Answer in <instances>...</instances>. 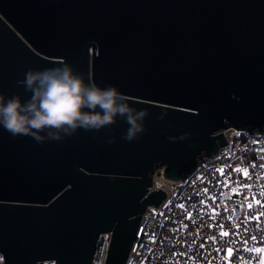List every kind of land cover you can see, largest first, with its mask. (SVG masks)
I'll return each instance as SVG.
<instances>
[{
	"label": "water",
	"instance_id": "1",
	"mask_svg": "<svg viewBox=\"0 0 264 264\" xmlns=\"http://www.w3.org/2000/svg\"><path fill=\"white\" fill-rule=\"evenodd\" d=\"M63 64L146 110V132L123 139L118 117L39 143L0 126V264H93L104 233V264H125L166 197L156 170L184 179L222 130L264 132V0H0V96L26 102L25 73Z\"/></svg>",
	"mask_w": 264,
	"mask_h": 264
},
{
	"label": "built area",
	"instance_id": "2",
	"mask_svg": "<svg viewBox=\"0 0 264 264\" xmlns=\"http://www.w3.org/2000/svg\"><path fill=\"white\" fill-rule=\"evenodd\" d=\"M225 130H230L224 135L226 143L215 155H202L186 178L170 180L163 169L153 173L148 191L161 190L166 197L158 208L147 206L142 213L125 264H238L239 257L248 264H258L260 254L251 249L264 247L259 239L264 216L259 222L253 217L264 208L255 204L253 197L264 202L260 194L264 189V168L260 167L264 165V132L248 133L232 127ZM236 168L246 169L248 176L234 171ZM218 169H223L224 175ZM250 202L252 209L247 207ZM221 231L229 235L222 236ZM153 233L155 242L149 240ZM213 236L215 241L209 239ZM251 236L258 239L252 240ZM246 240L248 251L244 250ZM98 242L93 264H104L110 233L101 234ZM228 248L233 249L231 257L227 256Z\"/></svg>",
	"mask_w": 264,
	"mask_h": 264
},
{
	"label": "clouds",
	"instance_id": "3",
	"mask_svg": "<svg viewBox=\"0 0 264 264\" xmlns=\"http://www.w3.org/2000/svg\"><path fill=\"white\" fill-rule=\"evenodd\" d=\"M18 83L32 93L29 100L22 102L19 95L0 96V126L13 137L30 135L39 143L61 141L78 129L100 131L118 117L129 125L123 139L131 142L146 132V110L131 107L128 97L114 85L101 88L85 83L83 75L69 64L30 69Z\"/></svg>",
	"mask_w": 264,
	"mask_h": 264
},
{
	"label": "snow or ice",
	"instance_id": "4",
	"mask_svg": "<svg viewBox=\"0 0 264 264\" xmlns=\"http://www.w3.org/2000/svg\"><path fill=\"white\" fill-rule=\"evenodd\" d=\"M252 167H256V165H252ZM260 167L264 168V165H260ZM217 171H219L221 175H224V170L223 169H218ZM234 171H236V172H241L242 171L245 176H248V172H247L246 169L236 168V169H234ZM245 187H250V186L245 185ZM204 192H207L206 188L204 189ZM260 194L262 196H264V189L261 190ZM209 199L214 201L213 197H209ZM253 202L255 204L260 205L262 208H264V202H261L260 200H257L255 198V196L253 197ZM201 203H204V202L201 201ZM179 207L183 208L184 206L183 205H179ZM247 207L249 209H252L253 208V203L252 202L248 203ZM213 211H215V208H213ZM262 216H264V211L260 212L258 215L254 216L253 218L256 219L259 222L260 221V217H262ZM188 218L191 219V214H189ZM247 218L248 217H245V219H247ZM184 227H186V225ZM220 227L222 228L223 226H220ZM261 230H262V235L259 237V239H260L261 242H264V225L261 226ZM220 235L228 236L229 233H228V231H221ZM154 236H155V234L153 233L152 236L149 237V240L152 241V242H155V240L153 239ZM209 239L215 241L216 237L213 236V237H210ZM250 239L257 240L258 237L257 236H251ZM140 247H143V245H140ZM244 250L245 251L249 250V248L247 247V240L245 241ZM251 250L254 251L257 254H260V259L258 261V264H264V247H253ZM232 255H233V249L232 248H228L227 256L231 257ZM141 264H142V262H141ZM238 264H248V261L244 257H239L238 258Z\"/></svg>",
	"mask_w": 264,
	"mask_h": 264
},
{
	"label": "bare ground",
	"instance_id": "5",
	"mask_svg": "<svg viewBox=\"0 0 264 264\" xmlns=\"http://www.w3.org/2000/svg\"><path fill=\"white\" fill-rule=\"evenodd\" d=\"M229 132H230V130H224V131H221V133H222L223 135H227Z\"/></svg>",
	"mask_w": 264,
	"mask_h": 264
}]
</instances>
